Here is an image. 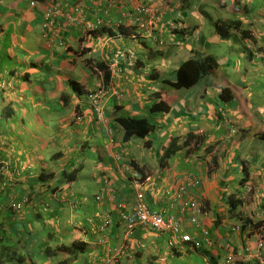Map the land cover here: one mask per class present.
<instances>
[{
  "label": "crops",
  "instance_id": "1",
  "mask_svg": "<svg viewBox=\"0 0 264 264\" xmlns=\"http://www.w3.org/2000/svg\"><path fill=\"white\" fill-rule=\"evenodd\" d=\"M217 21L238 24L223 37ZM206 55L218 65L193 86L163 83ZM160 98L169 109L152 111ZM120 116L153 129L124 139ZM262 132L264 0H0V225H27L33 251L54 233L87 243L74 264H264ZM138 192L191 239L127 233Z\"/></svg>",
  "mask_w": 264,
  "mask_h": 264
},
{
  "label": "trees",
  "instance_id": "2",
  "mask_svg": "<svg viewBox=\"0 0 264 264\" xmlns=\"http://www.w3.org/2000/svg\"><path fill=\"white\" fill-rule=\"evenodd\" d=\"M237 24V22L217 21L215 22V30L221 36L226 37L228 36L229 29L235 27ZM217 65L218 62L215 56L189 57L180 63L176 71L175 80L164 79L163 83L174 89L189 88L196 84L201 76L215 69ZM98 66L103 72L104 81L107 82L109 80V72L106 66L103 63H99ZM156 95L159 97V94ZM220 97L224 100L229 99L231 97L230 90L227 88L222 89ZM168 109V104L161 98L151 106L152 111L164 112ZM116 121L124 129V139L130 138L132 135L143 137L153 129V124L147 118L120 116L116 118ZM259 136L264 140V132L260 133ZM175 141L171 140L167 147L165 151L167 156L174 153L177 149L178 146ZM28 202L29 198L25 196L20 201L12 200L8 204V208L11 213L18 212L24 209ZM28 230L27 225L21 224L20 228L17 226L13 229L10 228L6 232L4 226L0 225V264H74L79 258L80 252L86 249L87 243L81 237H72L71 240L63 242V240H55L54 233L52 235L50 233L48 237L50 236L51 240L55 241L54 244H44L39 248L35 247L33 251V247L28 248V240L32 235V232ZM32 251L35 254L31 256L30 252ZM63 252L65 255L61 257L60 254Z\"/></svg>",
  "mask_w": 264,
  "mask_h": 264
},
{
  "label": "built area",
  "instance_id": "3",
  "mask_svg": "<svg viewBox=\"0 0 264 264\" xmlns=\"http://www.w3.org/2000/svg\"><path fill=\"white\" fill-rule=\"evenodd\" d=\"M142 10H145V8H142ZM52 14L51 10L47 11L45 16L50 17ZM47 18V19H48ZM69 19L73 20L71 16H69ZM77 23H80L77 19H74ZM99 24V23H98ZM97 24V25H98ZM87 28H92V24H86ZM105 92V87H99L97 90H95L93 93L90 95L91 99V107L94 113L98 116L101 117L103 115V110L102 106L100 103V98L103 96ZM133 179L137 184L141 183L140 180V174L135 172L133 174ZM196 182L191 180L190 185H196ZM98 198V196H97ZM193 210L196 212H201L202 206L199 202L195 200H191L188 204ZM119 208H123L124 205L120 203ZM120 217L124 220L125 222V227H126V232L131 233L136 225H141L145 228H150L153 230H158V231H171L174 236L178 235L182 240L184 241H189L191 238L188 234H185L182 232V227L179 223V221L176 218L173 217H165L162 213L157 212L155 210L149 209L147 206L143 194L141 192L137 193L136 199L134 201V204L132 205L131 209L128 212L122 211L120 212ZM190 220L192 222L196 221V218L194 216H191ZM107 221H105L101 225V229L105 226ZM174 242V240H171V244ZM258 247L262 248L264 247V235H261L258 240ZM231 258L228 257V261H230ZM110 260H106V263H109ZM259 262H262V259H259Z\"/></svg>",
  "mask_w": 264,
  "mask_h": 264
},
{
  "label": "rangeland",
  "instance_id": "4",
  "mask_svg": "<svg viewBox=\"0 0 264 264\" xmlns=\"http://www.w3.org/2000/svg\"><path fill=\"white\" fill-rule=\"evenodd\" d=\"M179 67V66H178ZM176 75V74H175ZM262 235H264V234H262ZM260 237H261V235H260Z\"/></svg>",
  "mask_w": 264,
  "mask_h": 264
}]
</instances>
